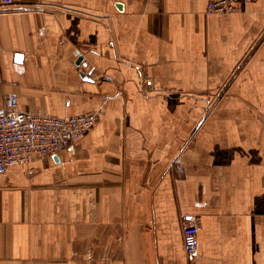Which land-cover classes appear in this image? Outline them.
<instances>
[{"label":"crops","instance_id":"0c3cea01","mask_svg":"<svg viewBox=\"0 0 264 264\" xmlns=\"http://www.w3.org/2000/svg\"><path fill=\"white\" fill-rule=\"evenodd\" d=\"M207 4L0 0V108L98 115L0 174V264H264V0Z\"/></svg>","mask_w":264,"mask_h":264},{"label":"built area","instance_id":"2783aa9c","mask_svg":"<svg viewBox=\"0 0 264 264\" xmlns=\"http://www.w3.org/2000/svg\"><path fill=\"white\" fill-rule=\"evenodd\" d=\"M152 1V0H150ZM253 0H208L207 12L232 14L239 5ZM5 5L14 0H3ZM97 114L54 116L20 109L15 95L6 97L0 108V174L15 165H28L35 158L55 157L73 149L95 125ZM200 227L186 225L183 229V247L190 258L199 254Z\"/></svg>","mask_w":264,"mask_h":264},{"label":"water","instance_id":"95a60500","mask_svg":"<svg viewBox=\"0 0 264 264\" xmlns=\"http://www.w3.org/2000/svg\"><path fill=\"white\" fill-rule=\"evenodd\" d=\"M80 63V62H79ZM79 63H77L79 65ZM83 77H85V75L82 74ZM88 78V77H87Z\"/></svg>","mask_w":264,"mask_h":264}]
</instances>
